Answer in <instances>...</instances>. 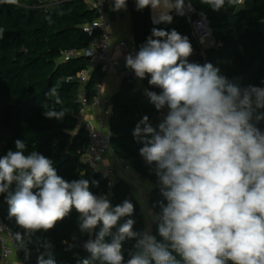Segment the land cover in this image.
<instances>
[{"label": "clouds", "instance_id": "clouds-1", "mask_svg": "<svg viewBox=\"0 0 264 264\" xmlns=\"http://www.w3.org/2000/svg\"><path fill=\"white\" fill-rule=\"evenodd\" d=\"M201 2L219 11L226 0ZM135 3L138 11L150 7L156 13L155 24H171L173 10L185 15V0ZM126 8L127 0H114L113 10ZM192 53L186 36L154 27L138 52L125 58L139 80L150 77L149 85L161 90L145 89L149 102L157 111L167 109L156 127L144 115L132 133L143 144L139 154L156 175L166 201L159 202L160 211L154 214L163 242L150 231H134L133 219L113 233L122 218L133 215L134 205L124 200L113 207L107 195L90 191L87 179L66 181L51 159L37 151L25 154L20 139L15 151L0 156V194L7 193L8 215L24 229V234L16 233L18 241L52 229L75 209L82 232L91 234L102 223L95 239L83 244L91 258L81 264H125V240H135L126 264H181L173 252L183 264H264V131L256 126L264 120V87H241L211 62H190ZM44 115L62 120L65 111ZM42 246L45 253L38 256V264H56L52 245ZM25 253L27 259V248Z\"/></svg>", "mask_w": 264, "mask_h": 264}, {"label": "trees", "instance_id": "trees-1", "mask_svg": "<svg viewBox=\"0 0 264 264\" xmlns=\"http://www.w3.org/2000/svg\"><path fill=\"white\" fill-rule=\"evenodd\" d=\"M127 5L138 50L151 35L152 28L175 29L186 36L192 45L190 62L201 65L211 62L222 75L241 87H264V32L261 30L264 0H240L231 4L226 0L219 11H214L201 0H191V7L205 17L214 39V44L204 49L196 39L186 15L180 16L172 11L171 24H155L150 7L138 11L135 0H127ZM96 17V11L83 0H19L18 4L0 0V156L10 149L15 151L17 139L24 141L25 154L37 151L51 159L57 174L66 181L87 179L90 191L95 195H107L113 207L124 200L134 205L133 215L122 218L113 228V233L127 219L135 221L134 231L144 232L147 231L145 214L132 193L130 183L118 178L108 192L98 173L83 161L88 136L77 118L81 107L79 97L84 93L91 100L104 74L96 66L86 82L80 81L76 75L89 68L90 58L80 55L64 60L63 52L82 49L91 41L93 35L85 32L83 25ZM69 77L73 79H67ZM149 79L146 77L133 83L126 76L122 78L118 90L110 97L112 113L108 128L110 146L115 155L151 183L148 206L155 214L160 211L159 202L166 201L161 195L156 175L139 154L143 144L132 135L144 115L149 117L153 127L157 126L152 121L160 111L149 102L145 89L157 93L161 90L149 85ZM52 89L56 90V95L51 94ZM57 97L60 103H57ZM48 110H63L65 116L62 120L46 118L44 113ZM256 126L264 131V120L256 123ZM93 180L98 184L93 185ZM10 190L14 191L15 185ZM6 196L7 193L0 194V216L11 228L17 242L15 254L22 264H38V256L45 253L44 242L52 245L51 257L56 264H81L82 260L91 258L83 244L95 239L102 223L91 234L82 232L79 213L73 209L52 229L25 235L22 241H18L16 233L24 234V229L17 225L15 218L9 217ZM157 225L158 221L152 219L149 231L157 241L163 242ZM105 239L110 242L111 237ZM134 244L135 240L123 242L125 264L130 252L135 251ZM25 248L30 253L27 259ZM173 255L183 264L178 254L173 252ZM44 258L48 259L49 256L45 254ZM92 264L101 262L93 261Z\"/></svg>", "mask_w": 264, "mask_h": 264}, {"label": "built area", "instance_id": "built-area-1", "mask_svg": "<svg viewBox=\"0 0 264 264\" xmlns=\"http://www.w3.org/2000/svg\"><path fill=\"white\" fill-rule=\"evenodd\" d=\"M83 1L88 5L90 9L95 10L97 13V17L95 19L83 25V30L89 35H93V38L82 49H69L63 52V59L68 60L70 57L80 55L90 58L91 65L89 66V68L86 70H82L76 75V77L79 78L80 81L86 82L94 67H100V70L105 76V74L114 66L115 63L111 53L112 44L110 23L104 16V0ZM238 1L240 2V0ZM193 12L196 11H194L192 7L191 10H189L188 1L185 0V15L192 24L196 39L201 44L211 36V31L208 25H206L205 33L196 28L195 23L200 19L205 20V17L199 14L198 20H191L190 17ZM118 44L120 46H125L126 41L121 40L120 42H118ZM136 52H138V49H136L135 53ZM126 77L129 82L136 83L140 81L131 69L127 71ZM67 79H73V77H69ZM102 84L103 81L96 86L95 94L91 100L87 99L84 93H81L79 97L81 107L77 114V118L79 125L83 126L88 136V144L84 150L83 161L87 163L91 169L98 173L100 179L105 182L107 191L110 192L118 177L115 170L112 167L106 165L104 162V154L109 148H111L110 132L104 130V123L105 118H109L112 113V105L110 103V97H107L102 93ZM92 108H98L100 110L98 126L92 125L91 122L87 119V111ZM16 250L17 242L14 239L11 228L0 216L1 264L4 260L15 254Z\"/></svg>", "mask_w": 264, "mask_h": 264}, {"label": "crops", "instance_id": "crops-1", "mask_svg": "<svg viewBox=\"0 0 264 264\" xmlns=\"http://www.w3.org/2000/svg\"><path fill=\"white\" fill-rule=\"evenodd\" d=\"M114 0H104V16L110 23L111 33V53L114 58V66L105 74L102 84V93L107 97H111L119 88L120 82L123 77L126 76L129 68L126 67V56L128 54L135 55L137 49L133 34H132V21L127 5L126 10L119 11L113 10ZM151 10V18L154 19L155 14ZM121 40L126 41L125 46H120L118 42ZM167 109H163L158 114L164 117ZM100 118V110L98 108H92L87 111V119L92 125L98 126ZM108 119L105 118L104 130L109 131ZM157 123L161 122L158 118H154L152 121ZM155 127V125H154ZM104 162L106 165L112 167L118 178H121L132 186V193L134 197L139 201L144 214L145 221L150 229L151 220L154 219V213L148 206L149 191L151 189V183L141 178L125 161L119 159L112 148H109L104 154ZM2 264H22L16 254L11 255L4 260Z\"/></svg>", "mask_w": 264, "mask_h": 264}, {"label": "rangeland", "instance_id": "rangeland-1", "mask_svg": "<svg viewBox=\"0 0 264 264\" xmlns=\"http://www.w3.org/2000/svg\"><path fill=\"white\" fill-rule=\"evenodd\" d=\"M204 20V19H203ZM205 21V20H204ZM206 23V22H205ZM207 25V24H206ZM208 29V28H207ZM197 38H199V37H197ZM201 47L204 49V48H206V47H208V46H211V45H213V39L211 38V36L210 37H208L204 42H202L201 44ZM157 118H158V120H162L163 119V117L161 116V115H159V117L157 116ZM147 231H149V228H148V226H147Z\"/></svg>", "mask_w": 264, "mask_h": 264}, {"label": "bare ground", "instance_id": "bare-ground-1", "mask_svg": "<svg viewBox=\"0 0 264 264\" xmlns=\"http://www.w3.org/2000/svg\"><path fill=\"white\" fill-rule=\"evenodd\" d=\"M195 25L198 30H201L203 33L206 32V23L203 19H200L198 22L195 23Z\"/></svg>", "mask_w": 264, "mask_h": 264}, {"label": "water", "instance_id": "water-1", "mask_svg": "<svg viewBox=\"0 0 264 264\" xmlns=\"http://www.w3.org/2000/svg\"><path fill=\"white\" fill-rule=\"evenodd\" d=\"M191 20H198L199 19V13L193 12L190 17ZM261 30L264 32V21L261 22Z\"/></svg>", "mask_w": 264, "mask_h": 264}]
</instances>
